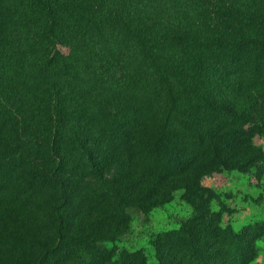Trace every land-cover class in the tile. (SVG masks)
Returning a JSON list of instances; mask_svg holds the SVG:
<instances>
[{"label": "trees", "instance_id": "16d2710c", "mask_svg": "<svg viewBox=\"0 0 264 264\" xmlns=\"http://www.w3.org/2000/svg\"><path fill=\"white\" fill-rule=\"evenodd\" d=\"M255 135L264 0H0V264H147L101 244L177 190L157 264H251L201 179L261 168Z\"/></svg>", "mask_w": 264, "mask_h": 264}, {"label": "rangeland", "instance_id": "374dc122", "mask_svg": "<svg viewBox=\"0 0 264 264\" xmlns=\"http://www.w3.org/2000/svg\"><path fill=\"white\" fill-rule=\"evenodd\" d=\"M67 56L65 45L57 47ZM253 143L264 152V135H255ZM203 187L213 191L212 210L221 214L223 226L241 233L259 226L262 232L256 242V258L251 264H264V163L248 173L216 171L201 179ZM183 190L173 193L172 200L148 213L128 209L131 222L128 231L114 241H105L102 247L117 254L121 251L141 252L147 264H157L153 242L160 233L176 230L192 214L191 206L183 199Z\"/></svg>", "mask_w": 264, "mask_h": 264}]
</instances>
